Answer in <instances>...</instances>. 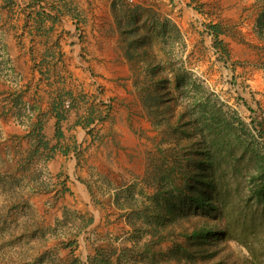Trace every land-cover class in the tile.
Wrapping results in <instances>:
<instances>
[{
    "label": "rangeland",
    "instance_id": "374dc122",
    "mask_svg": "<svg viewBox=\"0 0 264 264\" xmlns=\"http://www.w3.org/2000/svg\"><path fill=\"white\" fill-rule=\"evenodd\" d=\"M184 1L187 7L177 22L167 16L169 6L162 0H108L88 15L76 16L83 40L77 47L94 77L92 92L84 72L74 68L73 58L65 57L67 44L55 42L56 34H62L33 28L18 0L10 3L13 8L0 0V264H73L76 259L89 264L99 250L107 254L115 247L120 250L121 239L139 245L149 238L132 229L127 216L131 209L118 208L114 198L134 196L153 202L155 190L146 173L149 151L168 137L169 129L153 125L135 89L136 77H144L149 69L141 53L128 59L129 44L120 36L119 18L135 23L145 37V51L158 65L152 77L165 78L160 90L175 97L170 119L201 107L210 111L206 117L214 113L216 119H228L229 126L219 123V187L225 210L219 221L231 237L220 242L219 249L264 264V206L249 189L250 177L264 163V136L258 131L264 129V37L256 31L262 2L194 0L201 11L197 13L189 8V0ZM208 23L220 25L228 56L215 50ZM39 36L49 39L48 48ZM24 45V63L31 55L32 64H42V71L33 74L24 64L17 68ZM64 88L74 91L82 108L103 117L89 128L93 129L89 144L78 155L87 187L75 175L52 176L46 166L50 152L35 151V142L25 135L26 124L43 117L55 91ZM91 216L93 223L87 226ZM91 231L98 233L97 240L88 238ZM175 236L155 244L151 258L157 264L184 263L168 251L177 241L184 253L191 242L181 234ZM242 241L251 243L253 253ZM190 253L195 261L189 256V263L221 264L220 254ZM126 257H132L127 264L143 259L131 250Z\"/></svg>",
    "mask_w": 264,
    "mask_h": 264
},
{
    "label": "trees",
    "instance_id": "16d2710c",
    "mask_svg": "<svg viewBox=\"0 0 264 264\" xmlns=\"http://www.w3.org/2000/svg\"><path fill=\"white\" fill-rule=\"evenodd\" d=\"M259 1L262 2V11L257 19L256 31L264 37V0ZM5 2L11 6L10 3L13 0H5ZM188 6L197 13L201 12L194 0H189ZM44 16L48 17V15ZM117 26L120 36L123 37L124 42L129 44L126 51L128 59L132 61L133 55L141 53V59L149 69L147 75L136 77L134 81L142 104L154 126L165 130L168 127L169 130L168 137L161 139L160 143L156 144V148L149 151L151 165L146 173L147 177H151L149 180L155 190L151 197L153 202L145 203L134 196L126 197L123 201L117 195L114 198L118 208L131 209V213H128L127 216L132 229L136 233L141 231L149 238L143 239L144 241L139 245L133 244L125 238L121 239L119 241V244L122 242L120 250L115 247L108 254L99 250L89 259V264H97L96 262L99 260L100 264H127V261L132 259V257L126 259L129 250L143 256V259L138 262L139 264H157L151 258V254L157 250L155 244L168 239L174 240L176 234L186 236L191 242L184 253H182L183 247H181L183 244L177 243V241H174L176 246L168 251L175 256L176 261H184L183 264H193L189 263L190 260L195 261L191 259V251L203 256L215 253L219 256L220 254L218 262L221 264H255L248 255H238L232 250L227 253L225 249H219L221 248L219 243L227 242V237H231L228 235L227 226L219 221L220 216L225 212L221 199V187H219L221 180L218 172L221 166L219 123L222 121L228 123V119H224L223 116L222 120L216 119L214 113L206 117L210 111L208 112L203 107L192 109L190 113L189 111L185 113L183 110L175 119H170L173 117L175 97H169L165 89L160 90L164 86L165 78L156 79L157 84L154 83L156 81L152 77V72L158 65L145 51L147 42L145 37L135 23H128V21L125 22L119 18ZM207 30L213 38L215 50L228 56L227 47L221 38L220 25L208 23ZM145 83L150 86H144ZM177 87H179L178 82ZM67 109L68 107H65L62 102L55 109V135L57 138L62 136L60 123L67 118ZM97 119L102 120L103 117L96 116L95 111L91 110L86 117L79 118L76 123L91 133L93 129L89 128ZM227 125L229 126V123ZM37 130L39 132L34 133L36 147L34 150L38 152V149H46L49 145L40 132V121L34 127V131ZM258 131L264 136L263 128ZM180 133L185 137V140H182ZM249 189L251 197L264 206V163L261 170L250 177ZM200 216H208L210 219ZM192 217L195 219L192 220ZM92 223L93 216L88 219L86 225ZM186 223L192 224L191 227L186 226ZM136 233L135 235H137ZM98 236L96 231H91L88 238L94 241ZM242 245L253 253L252 249L254 248L250 242L242 241ZM189 256L190 260L187 259ZM144 257H148V259H144ZM73 264H83V262L76 259Z\"/></svg>",
    "mask_w": 264,
    "mask_h": 264
},
{
    "label": "crops",
    "instance_id": "0c3cea01",
    "mask_svg": "<svg viewBox=\"0 0 264 264\" xmlns=\"http://www.w3.org/2000/svg\"><path fill=\"white\" fill-rule=\"evenodd\" d=\"M107 1L108 0H18L22 13L26 14V20L28 24L32 25L33 28L59 31V33L62 34L61 37L56 34L55 42H59L60 44H67L69 49L66 50L65 57H70V60H72L73 58L74 68L78 71L79 69L82 70L80 73L84 72L86 82L85 84L88 85L87 88L92 92L95 91L96 85L95 81H92L94 80L92 72L89 71V69L87 70L86 65H84L81 61L82 53L81 51L79 52L78 47L83 45V40L80 39L81 34L78 29L81 23L77 24L78 20L76 16L83 14V16L88 15L93 9L97 8L98 5H100L101 3L104 4V2ZM162 1H166L168 3L169 14H167V16L172 19L175 17V22H177V20H180L181 17H179V15L181 16L185 11V8L187 7L185 1ZM8 7L13 8V6ZM44 15H48V17ZM85 22L86 26H84L87 28L89 25V21ZM62 30H64L63 33L60 32ZM66 30L69 31V34L68 32H66ZM73 32H76V35H74ZM39 38H41L40 40H42L41 42L42 44L44 43L43 45H45L46 48L50 46V41L48 38L46 40H44L43 36H39ZM63 41L65 43H63ZM24 46L21 50V54H23V56L17 59V63L20 64L17 66V68L22 69L24 64L26 68H30V70L28 71L33 72V74H36L38 70L42 71V64H32V62L35 60L31 57V55L28 59L29 63H24V60H26V45ZM10 52L13 53V51ZM44 56L45 55H42V58H45ZM78 64H80L82 67H80ZM79 76L81 75H78V77ZM49 86L52 87L50 83ZM54 94L55 97L52 98V101L48 103L45 109H43L42 111L43 117H41L40 119L38 118V120H32V122L26 124V139L31 142H35L34 133H38L39 131H34V127L37 125L38 121H40V132L44 135V139L46 140V142H48L49 145L47 151L50 152L51 158L47 161L46 166L50 174L59 178H62L64 174L66 175V178L69 177V179L72 177V175H75L76 179H79V181H81V183H83V185L87 187L84 180L81 179L84 178V175L79 172L80 166L78 155L81 150L86 148V144H89L90 139L87 129L79 127L76 121L79 118L82 119L86 117L92 109L89 107L82 108L80 105L81 102L76 103L74 99L75 93L73 90L69 91V89L67 88L61 90L57 89ZM69 98L71 99L70 102L68 101ZM62 99L63 101H61ZM60 102H62L65 107H68V112L67 118L60 123L62 136L57 138L55 135V109L58 108ZM125 144V141L122 139L120 145L124 146ZM52 147L53 149H51ZM77 189H79V187Z\"/></svg>",
    "mask_w": 264,
    "mask_h": 264
},
{
    "label": "built area",
    "instance_id": "2783aa9c",
    "mask_svg": "<svg viewBox=\"0 0 264 264\" xmlns=\"http://www.w3.org/2000/svg\"><path fill=\"white\" fill-rule=\"evenodd\" d=\"M128 1L133 2L134 0H128ZM98 120H99V119L95 120L94 123L96 124V123L98 122Z\"/></svg>",
    "mask_w": 264,
    "mask_h": 264
}]
</instances>
